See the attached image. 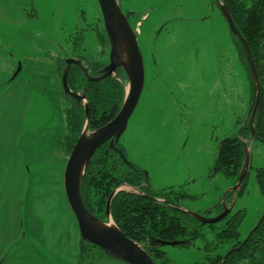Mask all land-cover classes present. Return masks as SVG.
I'll use <instances>...</instances> for the list:
<instances>
[{"label":"rangeland","instance_id":"rangeland-1","mask_svg":"<svg viewBox=\"0 0 264 264\" xmlns=\"http://www.w3.org/2000/svg\"><path fill=\"white\" fill-rule=\"evenodd\" d=\"M212 1L119 2L121 9L134 8L135 15L130 13L129 19L145 71L142 94L119 138L127 160L146 172L153 188L185 190L189 198L178 205L207 217L217 214L216 205L222 204L235 183L213 172L218 142L249 120L254 100L235 39L242 43L211 7ZM162 21L179 27L168 24L162 32H154ZM84 25L91 29L85 31L83 46L107 64L109 42L100 56L92 30L96 25L103 28L97 0H0V264H124L112 257L98 260V252L77 262L78 226L62 182L55 177L60 173L58 157L67 158L71 150L67 153L61 142L56 143V134L65 128V95L56 65L45 52L62 54L57 46H64V37ZM244 56L246 60L245 52ZM18 62L20 71L11 78ZM21 80H31L32 88L28 83L26 90L19 91ZM127 84L123 80L124 94ZM40 135L50 136L51 141L39 144ZM246 143V182L242 193L233 195L231 210L241 212L240 238L264 211L257 172L264 167V143L252 134ZM45 146L47 162L46 155L33 162L30 158L42 154ZM120 187L137 191L126 184ZM223 222L204 224L203 236L191 246L163 245L169 262L157 260L156 264H208L207 243L216 253L235 242L218 238Z\"/></svg>","mask_w":264,"mask_h":264},{"label":"trees","instance_id":"trees-1","mask_svg":"<svg viewBox=\"0 0 264 264\" xmlns=\"http://www.w3.org/2000/svg\"><path fill=\"white\" fill-rule=\"evenodd\" d=\"M225 2L235 27L250 49L256 69L260 98L253 128L254 137L264 143V0H225ZM89 29L91 28L84 25L78 31L68 33L64 37V43L70 46V51L65 45H59L57 47L62 54L45 52L48 60L55 63L60 80L65 66V59L72 56L81 61L82 65L87 68L89 75L96 76L100 74L106 60L93 57L83 46L85 31ZM92 30L98 44L96 53H100L101 56L106 53L108 47L106 33L102 27L97 25ZM235 40L238 43L240 58L246 66L247 77L253 91V81L245 60L243 47L237 39ZM125 79L122 68H119L116 77L107 76L95 81L89 80L79 65L71 64L67 73V82L72 91L81 92L86 96L89 111V130L103 125L116 115L123 100V80ZM64 95L63 111L66 133L62 137L61 145L63 150L69 153L82 131L85 111L83 105L78 104L70 95ZM248 137H251L249 120L239 128L237 133L222 137L218 142L213 172H220L229 180L236 182L245 158L244 141L246 142ZM123 156L127 158L120 139L114 143L113 147H109V141H106L94 151L81 180L83 203L92 214L106 220V200L110 193L122 184L130 185L139 192L164 200L155 201L140 193L121 189L111 198L110 214L120 230L126 236L141 244L151 255L155 264L157 260L168 263L169 260L162 249L161 242L179 240V245L191 246L198 238L203 236L205 225L175 206L180 204L182 199L189 198L185 190L177 191L172 186L161 189L153 188L148 182L146 172L131 162H125ZM257 172L259 188L261 193L264 194V167L257 168ZM245 180L246 176L239 189L226 191L225 201L230 202L233 200L234 194L242 193ZM170 190H173V196L169 192ZM222 207L221 202H218L216 205L217 213L222 210ZM240 214L241 212L237 210L232 213L230 211L223 219L218 221H224L218 230V238L222 240L233 239L235 242L230 248L224 250V247H222V251L216 253L212 252L214 248L211 243H207L204 250L206 255L209 256L208 264H264V216L247 240L241 244L244 238H240L238 231ZM261 214L262 212L259 217ZM207 224L209 225V223ZM218 238L217 242L221 244ZM78 241L77 262L81 261L82 258L89 259L96 252L99 256L98 260L104 257L112 259L99 246L82 240L80 236ZM231 248L233 249L225 254Z\"/></svg>","mask_w":264,"mask_h":264},{"label":"water","instance_id":"water-1","mask_svg":"<svg viewBox=\"0 0 264 264\" xmlns=\"http://www.w3.org/2000/svg\"><path fill=\"white\" fill-rule=\"evenodd\" d=\"M219 2L221 12L224 15L229 30L243 45L253 81L254 100L251 107L249 125L251 134L254 135L253 122L260 98L256 69L250 49L241 33L235 27L225 0H219ZM97 3L103 22V29L107 35L110 47L108 63L102 67L99 75L91 76L88 74L87 68L82 65L79 59L67 57L61 73V87L64 94L70 95L78 104H82L85 111V122L82 131L66 158L63 169V188L70 210L75 217L79 235L82 240L99 246L107 255L126 264H155L151 255L142 247V245L134 239L126 236L111 218L110 201L113 195L118 190L122 189L120 186L115 188L106 200L105 213L107 221L98 218L88 211L81 197V180L90 158L102 143L109 141V147H113L114 143L118 142L138 103L144 82L143 58L138 46L137 36L120 5L117 0H97ZM71 64L79 65L87 79L94 81L107 76H115L117 68L119 67H121L125 73L128 84L125 89L123 102L118 112L112 119L93 130H88L89 111L86 96L81 92L72 91L68 85L67 73ZM20 68L21 64L18 62L11 78H14L17 75ZM244 144L245 158L243 166L236 182L229 188L230 190L239 189L248 170L249 151L245 141ZM123 159L125 162H129L124 156ZM134 192L140 193L141 195L155 201H164L139 191ZM222 205V210L212 217H207L192 210L183 209L179 205L175 206L193 216L201 223L207 224L223 219L232 210L234 200L230 205H227L223 196ZM263 216L264 211L257 220V223L249 230L248 234L241 241V244L247 240L251 232L259 225ZM179 243V240L161 242L162 245H177ZM232 249L233 248L229 249L225 254H228Z\"/></svg>","mask_w":264,"mask_h":264},{"label":"crops","instance_id":"crops-1","mask_svg":"<svg viewBox=\"0 0 264 264\" xmlns=\"http://www.w3.org/2000/svg\"><path fill=\"white\" fill-rule=\"evenodd\" d=\"M43 61H45V60H43ZM50 74H52V73H50ZM56 74V73H55ZM54 76V75H53ZM23 82L24 83H26V81H23V80H21V83H20V85H19V91H24V90H26V88H27V86H28V83H29V85H30V87L32 88V82H31V80H29L25 85H23ZM36 85V84H35ZM14 87V91L12 92V95H13V97H15L16 96V91H17V87L14 85L13 86ZM6 90H10V88L9 89H6ZM10 101H16V98H12V97H10ZM61 122H62V126H63V128H64V122H63V118H62V120H61ZM64 133H65V128H64V130H63V132H61L60 134H56V139H57V144H59L60 142H61V139H62V137H63V135H64ZM48 135H52V134H48ZM40 137V139L39 140H41V142H39V144H41V143H43V142H46L47 144H48V141H51V138H50V136H44V137H42V135H40L39 136ZM43 139V140H42ZM41 151H42V154H40L39 156H41V157H39V156H34L33 158L31 157L30 159L33 161V162H35V163H37V162H39V161H41L43 158L42 157H44V155H46V158L44 159V162H47V160H48V158H47V153H48V149H47V147L45 146V149H42L41 148ZM55 153H56V151H55ZM54 153V154H55ZM58 159H59V164H60V167H58L57 169H58V171H60V173H59V175H61V176H59L57 173H56V175H55V177L57 178V182L58 181H60V182H62V186H63V169H64V165H65V162H66V158L64 157V159L63 158H61V156L60 157H58ZM49 162V161H48ZM22 167L24 168V170L25 171H27L26 169H27V165H22ZM23 177H25V175L23 176ZM60 177V178H59Z\"/></svg>","mask_w":264,"mask_h":264},{"label":"flooded vegetation","instance_id":"flooded-vegetation-1","mask_svg":"<svg viewBox=\"0 0 264 264\" xmlns=\"http://www.w3.org/2000/svg\"><path fill=\"white\" fill-rule=\"evenodd\" d=\"M118 2V4H119V2H120V4H122L123 3V0H119V1H117ZM119 4V5H120ZM220 2H219V0L217 1V0H213L212 1V3H211V7H213V8H216L217 10H218V13H220L219 15L222 17V19H224V21H226L225 20V18H224V15L222 14V12H221V9H220ZM197 5L198 4H196V7H197ZM126 9L127 10H124L123 8H122V11L124 12V14H125V16L127 17V19H128V21H129V23L131 24V26H132V28H133V22L131 21V19H129V16L131 17L132 15H135V12H134V8H130L129 6H126ZM147 10H148V8H146ZM188 9H190V8H188ZM192 10H194V8H192ZM130 13H133L132 15L130 14ZM146 14L145 15H147V11L145 12ZM205 17V16H204ZM168 24H170V26H171V24L172 25H174V27L176 28V27H179L178 25H177V23H168V22H165V21H162L160 24H159V26H158V28H156L155 30H154V32H162V30L166 27V26H168ZM179 24V23H178ZM181 25H185L186 23H180ZM134 29V28H133ZM136 33V32H135ZM160 34V33H159ZM107 36V35H106ZM137 36V35H136ZM156 36V35H155ZM159 36V35H158ZM161 38H162V35H161ZM163 39V38H162ZM161 43H162V40H161ZM143 58V57H142ZM143 66H144V62H143ZM119 68H121V67H119ZM118 69V68H117ZM125 74V73H124ZM154 81V78H153V80H152V82ZM144 82H145V71H144ZM144 82H143V87H142V90H141V93H140V96H141V94H142V91H143V88H144ZM139 99H140V97H139Z\"/></svg>","mask_w":264,"mask_h":264}]
</instances>
